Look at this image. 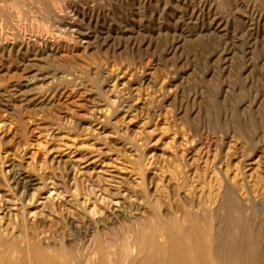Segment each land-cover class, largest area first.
I'll return each mask as SVG.
<instances>
[{"label":"rangeland","instance_id":"rangeland-1","mask_svg":"<svg viewBox=\"0 0 264 264\" xmlns=\"http://www.w3.org/2000/svg\"><path fill=\"white\" fill-rule=\"evenodd\" d=\"M226 189L256 223L264 0H0L4 262L128 223L210 240Z\"/></svg>","mask_w":264,"mask_h":264},{"label":"bare ground","instance_id":"bare-ground-1","mask_svg":"<svg viewBox=\"0 0 264 264\" xmlns=\"http://www.w3.org/2000/svg\"><path fill=\"white\" fill-rule=\"evenodd\" d=\"M222 198L221 206L227 213L210 240L203 238L198 223L194 222L191 241H186L180 233L162 228L160 236L164 240L161 242H152L155 235L142 231L141 224L128 223L121 233L97 232L92 245L86 248L70 246L60 261L48 256L41 244L27 234L22 239L26 250L34 252L30 264H91L94 259L98 260L97 264H116L117 245L112 240L123 249L120 252L125 264H264V212L255 223L253 214L246 216L230 190L226 189ZM4 254L0 250V264H11L4 262ZM18 254L13 251L10 256L18 258Z\"/></svg>","mask_w":264,"mask_h":264}]
</instances>
